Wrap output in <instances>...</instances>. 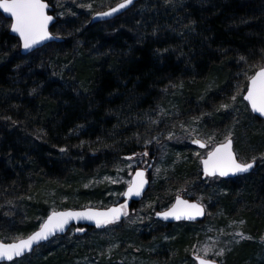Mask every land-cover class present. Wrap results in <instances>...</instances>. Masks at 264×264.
Masks as SVG:
<instances>
[{"label": "rangeland", "instance_id": "374dc122", "mask_svg": "<svg viewBox=\"0 0 264 264\" xmlns=\"http://www.w3.org/2000/svg\"><path fill=\"white\" fill-rule=\"evenodd\" d=\"M120 1L48 0L56 18L51 32L74 39L72 50L53 48L51 43L22 55L24 58L14 64L8 86L0 91V241L28 236L45 219L43 209L48 214L119 203L134 171L152 164L147 174L149 187L121 222L89 232L71 228L65 237H55L46 246H38L30 256L0 264H196L194 256L219 264H264V185L257 183L264 176V122L250 113L243 100L247 86L243 89L242 82L251 68L248 58L235 63L239 66L226 81L210 69L203 72L192 86L196 99H189V103L179 97L183 79L177 78L167 80L159 95L150 100V106H143L144 99L135 102V96L127 95L122 105L111 112L110 119L113 128L124 135V142L147 149L133 157L118 159L114 151L109 160L86 162L83 151L107 142L103 138L91 140L89 133L74 137L78 139L74 144L66 140L61 148L52 146L60 140H54V129L44 123V112L35 101L49 87L39 80V74L48 76L49 81L60 71L66 72L59 87L41 98L44 102H58L60 110L66 109L72 101L70 92L77 95L74 100L84 99L79 91L82 82L75 86L72 80L68 79L71 84L66 81L75 79L76 72L70 65H75L80 53L98 62L110 57L112 46L104 50L97 41L99 37L123 31L136 38L144 36L148 27L152 28L151 12L175 17V27L184 28L182 20L190 16L191 2H209L141 0L133 13L97 24L90 34L96 35L94 42H76L79 30L94 13ZM171 17L167 18L169 26ZM3 19L0 18V29L9 28L10 21ZM167 21L159 27L167 29ZM159 27L154 28V33ZM18 49L17 40L9 51H0V61H11ZM132 52L133 48L126 46L123 55L131 56ZM212 85L218 90L205 96ZM26 91L29 96L20 97ZM4 104L10 108L4 110ZM194 138L206 143V149L191 145ZM10 139L16 143L9 150L3 142ZM227 139L233 140L240 162L256 161L252 173H248L250 177H202L201 158ZM42 146H46L44 157L55 162L57 168L37 172L25 166L27 158ZM75 149L79 156L73 158ZM179 195L201 203L206 209L205 219L186 225L189 222L164 223L154 218V212L169 208ZM31 218L36 223L34 228L28 226ZM244 242L249 243V249L240 254L237 248Z\"/></svg>", "mask_w": 264, "mask_h": 264}, {"label": "trees", "instance_id": "16d2710c", "mask_svg": "<svg viewBox=\"0 0 264 264\" xmlns=\"http://www.w3.org/2000/svg\"><path fill=\"white\" fill-rule=\"evenodd\" d=\"M140 1L138 0L130 10L115 20L133 13L140 5ZM208 1L201 5L191 2L190 16H186L182 20L184 28L175 27V20H178L175 17L169 15L165 18L163 15L151 12L152 28L148 27L144 36L136 38L123 31L99 37L97 41L104 46V50L112 46L110 57L107 60L103 58L98 62V59H89L83 52L80 53V57L74 61L75 65H70L75 70L76 77L74 80L66 78V81L71 84L69 80H72V85L75 86L81 81L82 85L79 84V91L80 96L83 95L84 99L76 101L74 99L78 98L77 95L70 92L72 101L68 103L66 109L60 110L56 101L44 102L41 99L45 94L51 93L56 87H59L66 72L60 71L61 76L57 74L49 81H46L48 76L45 78L43 73L39 74V80L49 87L45 91L43 90L35 98V101L39 102V108L44 112V123L54 129V140H60V143L54 142L52 146L61 148L65 146L66 140H69V144L70 142L74 144L78 141L74 137L89 133L91 140L103 138L107 142L105 145L102 144L83 151L86 162H100L103 158L104 161L109 160L114 151L116 152L115 157L118 159L130 158L147 149L135 146L134 143L124 142V135H121L118 129L113 128L114 124L110 119L111 112L122 105L123 100L129 97L127 95L135 96L133 99L135 102L144 99L143 106H150V100L153 101L159 95L160 88L167 80L177 78L183 79L179 97L181 101L186 100L189 103V99H196V95L192 93L194 89L192 86L200 80L203 72L205 74L208 72L206 70L210 69L218 73V76L222 75L223 80L226 81L239 66L235 63L242 58L245 60L248 58L251 68L247 71L249 75L247 74L248 76L242 82L244 89L253 73L264 66V0ZM188 4L186 5L188 6ZM147 9L145 7L144 10ZM180 15L182 19L183 13L180 12ZM169 17H171L170 26L167 21ZM0 18L3 19L1 15ZM166 21L168 28L161 29L159 26H162ZM99 23L91 25L89 21L82 31L79 30L78 37L75 38L76 42L78 39L81 43L94 42L96 35L90 36V34ZM156 27L159 29L154 33ZM8 30L9 28L6 27L0 29V51L2 52L9 51L11 45L17 42L16 38L9 35ZM61 38L63 41L52 43V47H65L68 48L67 50H72L71 43H74V39H69L67 36ZM121 43L122 45H119ZM124 43L127 45H123ZM126 46L130 50L133 48L131 56L123 55ZM15 54L11 61H0V91H4L12 79L14 64L24 58L19 49L15 51ZM97 62L98 65H96ZM57 66L60 65L52 67L57 68ZM217 90L218 88L212 85L205 96H209ZM13 92L15 91H11V93ZM27 96H29L27 91L20 95L23 98ZM3 108L6 110L10 106L4 104ZM249 116L252 120L255 119L250 114ZM15 143L10 139L9 142L4 141L3 146L10 150ZM43 149H46V146L40 147L36 154L27 158L24 163L27 168L35 169L37 172L48 171L49 167L57 168L55 162L50 163L44 157ZM56 153L58 155V152ZM78 156L75 149L72 157ZM249 174L246 177H250ZM201 176L203 177L202 173ZM262 178L261 182L257 181L258 185L260 183L264 185V176ZM42 215L47 216V209H43ZM32 220V218L29 220L28 226L34 228L36 223ZM184 224L190 225V223ZM72 228H80L85 232L95 230L80 226ZM65 235L57 238H63ZM49 242L40 245L39 248L46 246ZM248 249L249 243L244 242L237 248V252L246 254Z\"/></svg>", "mask_w": 264, "mask_h": 264}, {"label": "water", "instance_id": "95a60500", "mask_svg": "<svg viewBox=\"0 0 264 264\" xmlns=\"http://www.w3.org/2000/svg\"><path fill=\"white\" fill-rule=\"evenodd\" d=\"M137 1L138 0H131V3H129L128 0H121L120 2H118L115 5L107 8L104 11L96 12L92 15V17L90 19V24L92 25V24L99 23V22L109 21V20H112L118 16H121L122 14H124L125 12L130 10L136 4ZM3 2H5V0H0V3H3ZM7 2H11V0H7ZM41 2L46 5V8L44 9V14L46 16L52 17V19L48 22L47 27H46L47 37L43 40H40L38 43L32 45V47H30L29 49H25L23 47V41L21 40L19 34L11 31V24L13 23V18L11 17V14L6 13L3 10V8H0V15L2 17H4L5 19L10 21V27H9L8 33L10 36H12L18 40L19 51H20L21 55H28V54L34 52L35 50H38V49L44 47L45 45H48L51 43H60L63 41V39L61 37L56 36L51 32V27L56 22V18L51 13V9H52L51 5L46 0H41ZM121 4H124L125 7L121 8L120 7ZM114 9H115V11H114ZM105 13H108V15H105ZM262 68H264V66L258 68L253 73V75L251 77H253L256 74V72L261 70ZM251 77L248 79L247 87H246V90L243 94V100L247 104L250 113L253 116L257 117L258 119H260L264 122V115H261L259 112L254 111L252 108L251 102L249 100L245 99V97L248 94V89L251 86V84H250ZM229 140H231L230 151L232 152L236 163L252 164L253 166L250 169H248V171H246V172L228 171V174L223 175V176L219 174L218 170L215 171L214 174H211V175L206 174L205 165H204L203 161L208 159L210 152H213L216 148L227 143ZM197 141L199 143H197ZM200 144H204L205 147H200ZM191 145H193L199 149H206V147H207L206 143H204L201 140L196 139V138L191 140ZM226 155H227L226 152H221L220 154H218V158H225ZM200 163H201V172H202L203 177H220L223 179H230V178H235L238 176L246 175V174L250 173L254 169V167L256 166V161H250L247 163H242L237 159L236 154H235L234 149H233V140L232 139H227L226 141H224L222 143L216 144L203 158H201ZM151 165L152 164H149L146 168H139V169H136L134 171V173L131 177V182L125 188V191H124L122 198H121V201L119 203H117L115 205H110L106 208L86 207V208H79V209L68 208V209H64V210L52 211V212L47 214V216L45 217V219L43 220L41 225L36 230L31 232L28 236L21 238L19 240H16V241H12V242L0 241V247H8L11 245L20 244L21 241L27 240L30 236H32L36 232L40 231L41 226L44 225L48 221V218L50 216H52L54 213H69L70 212V213H94V214L95 213H104V214H110V210L120 208L121 212L118 214V219H112L111 215H109L108 218L112 219V222L106 223V224H101L100 227H97L96 219H103V217H95L93 219H85V218L69 219L68 223L64 226V229L62 231L53 230V234L49 235L47 239H41V240H38L36 242H33L32 245L30 246V248L27 250H24L20 256L13 255L11 260L0 259V263L10 262V261H13L15 259L22 258V257L32 253L38 246L49 242L50 240H52L55 237L65 235L72 227L80 226V227H90V228H95V229H104L105 227H107L109 225H113V224H117V223L121 222L130 214L132 206L135 203L139 202L143 198L145 192L147 191V189L149 187V179H148L147 174L151 168ZM211 170H212V164L209 165V171H211ZM138 172L143 173V177H142L143 186H142V188H140V195H134V194L130 195V196L125 195V193H127L128 189L131 186L133 181H136L137 185H139L141 183V178H138L136 176V173H138ZM177 199H179L180 201H182L184 203L177 205ZM185 205H196L197 208H199L201 210L200 214L197 215L195 209L187 208ZM173 208H175L176 214L179 215L180 218L177 219V218H175V216H169L167 219L163 218V216L161 214H163L165 212H169V211L173 210ZM189 214H191V218H190ZM205 217H206V209L201 203H199L195 200L184 198L180 195L175 197L172 205L169 208L162 210V211L154 212V218L161 221V222H164V223H176V222L198 223V222L203 221L205 219ZM193 258H194L196 264H200L201 260H203L205 262V264H219L215 260L204 258L201 256H194Z\"/></svg>", "mask_w": 264, "mask_h": 264}, {"label": "snow or ice", "instance_id": "6c2138e0", "mask_svg": "<svg viewBox=\"0 0 264 264\" xmlns=\"http://www.w3.org/2000/svg\"><path fill=\"white\" fill-rule=\"evenodd\" d=\"M131 3V0H128ZM121 8L125 7L124 4L120 5ZM0 8L6 13H10L13 18L11 24V31L18 33L23 41V47L29 49L32 45L38 43L47 37L46 27L48 22L52 19L50 16L44 14L46 5L41 0H11V2L0 3ZM115 11V9H114ZM108 15V13H105ZM251 86L248 89V94L245 99L249 100L252 104L254 111L264 115V68L257 71L256 74L251 77ZM197 143H199L197 141ZM200 147H205L204 144H200ZM231 149V140L227 143L216 148L213 152L209 153L208 159L204 160L205 172L208 175L214 174L215 171H219L220 175H227L228 171L233 172H246L253 165L252 164H239L236 163ZM226 152L225 158H218V154ZM212 164V170L209 171V165ZM138 178H141V183L137 185L136 181H133L125 195H140V188L143 186V173H136ZM184 203L177 199V205ZM187 208L195 209L196 214H200V209L196 205H185ZM123 207V206H122ZM121 212L120 208L110 210V214L104 213H54L48 218V221L41 226L40 231L30 236L27 240H23L20 244L11 245L8 247H0V259L11 260L13 255L20 256L24 250L30 248L33 242L41 239H47L49 235L53 234V230L62 231L64 226L68 223L69 219L73 218H85L93 219L95 217H103V219H96L97 227L101 224L112 222V219H118V214ZM111 215L112 219H109ZM163 218L167 219L169 216H175L179 219L180 216L176 214L175 208L169 212L161 214ZM191 218V214H189ZM82 231V229H80ZM200 264H205L203 260Z\"/></svg>", "mask_w": 264, "mask_h": 264}]
</instances>
